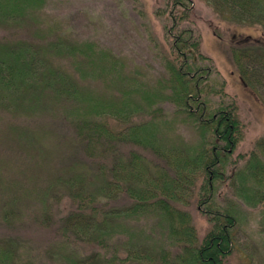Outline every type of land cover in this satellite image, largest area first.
Returning a JSON list of instances; mask_svg holds the SVG:
<instances>
[{
	"label": "trees",
	"instance_id": "obj_1",
	"mask_svg": "<svg viewBox=\"0 0 264 264\" xmlns=\"http://www.w3.org/2000/svg\"><path fill=\"white\" fill-rule=\"evenodd\" d=\"M205 1L227 17L264 24V0ZM48 3L0 0V27L19 31L0 35V111L28 122L10 129L17 146L0 137V154L16 159L0 178V264H23L17 251L28 240L25 227L49 233L50 264H227L245 217L238 200L264 203V161L253 153L226 176L248 156L231 159L244 123L236 101L210 109L209 94L202 97L210 73L197 60L209 58L181 28L193 0H170L173 59L167 77L150 83L112 50L45 26ZM244 56L236 52L235 61L245 75ZM165 103L175 107L171 117ZM39 121L36 131L29 127ZM178 124L194 128L195 142ZM226 177L236 199L222 204L217 192ZM193 197L209 223L203 237L180 208Z\"/></svg>",
	"mask_w": 264,
	"mask_h": 264
},
{
	"label": "rangeland",
	"instance_id": "obj_2",
	"mask_svg": "<svg viewBox=\"0 0 264 264\" xmlns=\"http://www.w3.org/2000/svg\"><path fill=\"white\" fill-rule=\"evenodd\" d=\"M169 2L170 0H49L42 17L45 26L59 27L60 32L70 37V40H90L112 50L130 68L142 72L144 80L150 83L168 74L166 60L173 59L171 41L172 36L178 33L167 29L172 22ZM227 16L229 15H222L205 0H193L189 19L184 20L181 27L192 31L194 39L200 40V52L209 58L197 60V64L208 67L210 73L201 83L204 87L203 99L209 94L207 98L210 100V109L217 107L221 101H236L244 123V137L231 159L235 160L241 154L248 156L231 166L232 169H228L226 176L231 170L244 167L253 153L264 161V59H259L264 57V24L242 22ZM18 32L13 28L0 27V35ZM236 52L245 55L242 59L247 73L245 75L235 61ZM163 107L169 117L174 114L173 104L165 103ZM20 119L0 111V137L4 133L5 142H11V146H17L18 140L15 138L18 134L14 130L15 135H11L10 129L22 128L28 123ZM110 123L115 130L123 126L113 118ZM43 125L42 121L29 123L34 131ZM178 127V132L187 141L195 142L197 133L192 126L178 124ZM56 133L61 137L63 131L61 129ZM19 135L23 143L22 133ZM45 143L49 145L50 140L46 138ZM3 146L4 142L1 141L0 150L4 149ZM15 161L8 154H0V178L12 174ZM219 185V202L225 204L229 199H236L229 177ZM238 201L242 204L245 217L227 264H264V203L253 208ZM2 202L3 198L0 196V206ZM22 206L26 212L33 210V205L26 201ZM180 208L192 215L197 233L199 237H203L209 223L199 210L197 199L193 197L189 204H181ZM0 232H3L2 228ZM22 233L28 240L17 251L18 260L23 264H50L46 255L49 233L45 236L28 231L27 227ZM3 236L0 233V239ZM79 249L82 254L89 251L82 250L81 247Z\"/></svg>",
	"mask_w": 264,
	"mask_h": 264
}]
</instances>
